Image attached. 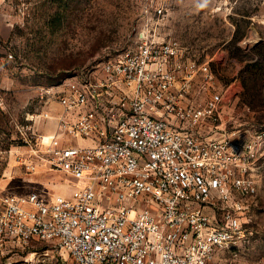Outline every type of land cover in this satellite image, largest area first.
I'll return each mask as SVG.
<instances>
[{"label": "built area", "instance_id": "2783aa9c", "mask_svg": "<svg viewBox=\"0 0 264 264\" xmlns=\"http://www.w3.org/2000/svg\"><path fill=\"white\" fill-rule=\"evenodd\" d=\"M224 96L209 61L149 28L118 58L40 87L19 163L62 173L73 189L2 197L0 257L215 264L245 237L264 143L226 131Z\"/></svg>", "mask_w": 264, "mask_h": 264}, {"label": "rangeland", "instance_id": "374dc122", "mask_svg": "<svg viewBox=\"0 0 264 264\" xmlns=\"http://www.w3.org/2000/svg\"><path fill=\"white\" fill-rule=\"evenodd\" d=\"M163 9L164 20L155 15ZM178 40L207 60L225 90L223 123L230 135L264 130V107L251 111L241 99L246 63L264 43V0H3L0 3V209L5 195L37 192L71 195L74 180L62 173H29L19 163L38 107L36 93L82 70H92L134 47L144 29ZM80 145H84L81 143ZM249 204L244 239L217 255L215 264H264V143ZM43 248V247H41ZM27 253L0 257L22 264Z\"/></svg>", "mask_w": 264, "mask_h": 264}, {"label": "trees", "instance_id": "16d2710c", "mask_svg": "<svg viewBox=\"0 0 264 264\" xmlns=\"http://www.w3.org/2000/svg\"><path fill=\"white\" fill-rule=\"evenodd\" d=\"M244 36L245 32H235L231 54L246 63L242 72L241 99L251 111H255L258 107H264V43H259L250 55H244L240 48L235 47ZM260 133H264V130Z\"/></svg>", "mask_w": 264, "mask_h": 264}, {"label": "crops", "instance_id": "0c3cea01", "mask_svg": "<svg viewBox=\"0 0 264 264\" xmlns=\"http://www.w3.org/2000/svg\"><path fill=\"white\" fill-rule=\"evenodd\" d=\"M3 0H0V3L2 2ZM57 109H59L58 107H57ZM41 171H43V170H41ZM40 172V171H39ZM39 194V196L40 197H42V198H44L45 200H48V201H50L52 198L50 197H44L42 194H40V193H38Z\"/></svg>", "mask_w": 264, "mask_h": 264}]
</instances>
